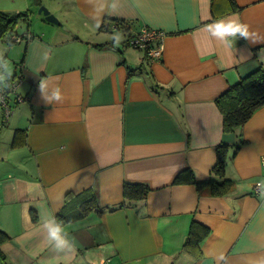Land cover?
Instances as JSON below:
<instances>
[{
  "label": "crops",
  "instance_id": "1",
  "mask_svg": "<svg viewBox=\"0 0 264 264\" xmlns=\"http://www.w3.org/2000/svg\"><path fill=\"white\" fill-rule=\"evenodd\" d=\"M233 1L239 10L229 12L217 0L213 20L211 0H62L49 11L60 26L42 18L38 35L25 24L5 55L25 101L0 123V231L9 238L0 264H264V107L235 135L223 133L215 105L264 67V0ZM236 17L252 35L231 48L233 38L206 29ZM142 28L165 34L157 61L126 44ZM40 80L48 96L59 86L62 101L46 103ZM16 130L25 137L12 147ZM222 144L227 194L173 184L187 169L209 179ZM124 183L151 191L120 207ZM85 191L101 211L58 221L78 210H63L66 196ZM193 222L209 229L198 258L182 250ZM49 225L66 233L60 251Z\"/></svg>",
  "mask_w": 264,
  "mask_h": 264
},
{
  "label": "trees",
  "instance_id": "2",
  "mask_svg": "<svg viewBox=\"0 0 264 264\" xmlns=\"http://www.w3.org/2000/svg\"><path fill=\"white\" fill-rule=\"evenodd\" d=\"M212 2L213 20L216 18L213 12L214 4ZM226 2L229 12L238 11L233 0H222ZM30 12L6 13L0 11V42L8 40L9 46L16 43L13 37H17L16 29L19 24H29ZM139 73L141 68L137 69ZM134 71H128L129 77L134 75ZM215 105L222 116V131L225 134H237L243 125L260 108L264 107V67L260 66L257 70L241 78L235 84L229 86L215 100ZM25 130H16L14 133L12 147L20 145L25 137ZM239 146L244 142L240 141ZM229 146L219 145L216 147V162L211 170L210 178L204 181H197L190 170L180 172L174 179L175 185H194L198 191L208 190L212 197H221L227 194L232 188V181L225 177V166L228 158ZM238 146L236 147V149ZM151 189L144 184L124 183L122 189L124 203L120 207L132 203L144 201ZM70 212L67 215L59 214L58 221L70 222L86 218L92 212H100L96 198L90 191H85L78 195L69 194L65 198L63 210ZM36 215L33 214V221ZM209 234V229L193 222L189 228L187 238L182 246V250L198 258L201 254V243ZM8 236L0 231V244L8 240ZM0 260L5 258L0 252Z\"/></svg>",
  "mask_w": 264,
  "mask_h": 264
},
{
  "label": "built area",
  "instance_id": "3",
  "mask_svg": "<svg viewBox=\"0 0 264 264\" xmlns=\"http://www.w3.org/2000/svg\"><path fill=\"white\" fill-rule=\"evenodd\" d=\"M164 32L156 29L142 28L138 33L129 37L126 44L137 50L143 51L150 61H157L161 58ZM15 42H20L21 38L13 37ZM18 68L21 66L18 64ZM5 66L1 65L0 70L4 74ZM22 83L20 73L15 74L0 84V123L6 124L14 113V106L25 101L24 97L19 93ZM264 161V160H263ZM260 183L254 187L257 194L261 191Z\"/></svg>",
  "mask_w": 264,
  "mask_h": 264
},
{
  "label": "clouds",
  "instance_id": "4",
  "mask_svg": "<svg viewBox=\"0 0 264 264\" xmlns=\"http://www.w3.org/2000/svg\"><path fill=\"white\" fill-rule=\"evenodd\" d=\"M206 29L212 37L219 38L220 40H226L229 37L233 38L232 40H228L229 48L232 47L233 41L237 36L242 37L247 41L252 35V33L249 31V25L241 22L238 17L217 19L206 25ZM0 65L7 66V61L3 59L2 55H0ZM11 75V71L8 69V67H6V74H0V84H3L7 78L11 77ZM38 87L41 92L42 99H44L46 103L51 104L53 102L62 101L63 96L59 86L55 87L50 96L46 95V81L40 80ZM262 195H264V193H262ZM48 230L50 240L56 241L57 251L62 250L64 246L68 245V241L65 239L66 233H64L63 228H61L59 225H49ZM62 233L64 234L62 235Z\"/></svg>",
  "mask_w": 264,
  "mask_h": 264
},
{
  "label": "rangeland",
  "instance_id": "5",
  "mask_svg": "<svg viewBox=\"0 0 264 264\" xmlns=\"http://www.w3.org/2000/svg\"><path fill=\"white\" fill-rule=\"evenodd\" d=\"M38 3H32V0H0V3L2 5H9V7L11 8H16L19 9L18 11L20 12H26V10H30L31 11V18H30V26L29 29L33 32H35L38 35H41L40 29L42 28L43 24L41 22L43 15L39 14L38 11L40 10V8H45L48 11H50L51 7L54 9H57L58 6H60L59 2H61L62 0H37ZM1 11V10H0ZM52 11V9H51ZM56 17V16H55ZM47 26V25H45ZM65 28V27H64ZM26 29L27 26L23 23L19 24L16 32L17 35H23L26 33ZM7 39H4L2 42H0V55H2L3 59L7 61V66L9 64H11L12 67H14V63H12V58H11V54L10 51H8V55L5 56L7 54V50L8 48H12L15 49L16 46H18L17 44H14L12 46H9ZM1 66V65H0ZM5 67H7L6 65H4ZM11 73H13L12 69L10 70ZM1 70H0V74H1ZM4 74H6V68L3 72Z\"/></svg>",
  "mask_w": 264,
  "mask_h": 264
},
{
  "label": "water",
  "instance_id": "6",
  "mask_svg": "<svg viewBox=\"0 0 264 264\" xmlns=\"http://www.w3.org/2000/svg\"><path fill=\"white\" fill-rule=\"evenodd\" d=\"M39 14H42L45 18V20L51 24L60 26L61 23L58 21V19L52 15L47 9L45 8H40V10L38 11Z\"/></svg>",
  "mask_w": 264,
  "mask_h": 264
}]
</instances>
